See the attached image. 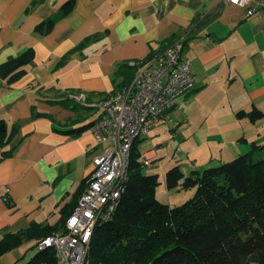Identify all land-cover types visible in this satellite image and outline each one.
<instances>
[{
    "label": "crops",
    "instance_id": "obj_1",
    "mask_svg": "<svg viewBox=\"0 0 264 264\" xmlns=\"http://www.w3.org/2000/svg\"><path fill=\"white\" fill-rule=\"evenodd\" d=\"M65 1L0 0V64L27 47L35 51L23 76L9 86L0 81V119L20 124L11 142L15 151L0 160V239L32 222L59 226L69 217L86 188L93 157L109 145L96 142L89 127L103 115L95 103L121 87L117 65L162 52L176 38L183 39L182 55L190 58L195 80L178 106L208 111L206 127L220 133L192 148L191 170L264 144V117L237 115L255 108L264 113V14L248 16L245 7L225 0H75L62 15ZM50 16V31L36 32ZM80 93L84 102L65 99ZM37 111L45 115L33 117ZM185 117L188 121L186 112ZM161 122L134 143L138 159L150 160L151 168L162 157L152 142ZM88 125L77 135L67 133ZM37 241L24 240L2 254L0 264L29 261Z\"/></svg>",
    "mask_w": 264,
    "mask_h": 264
},
{
    "label": "trees",
    "instance_id": "obj_2",
    "mask_svg": "<svg viewBox=\"0 0 264 264\" xmlns=\"http://www.w3.org/2000/svg\"><path fill=\"white\" fill-rule=\"evenodd\" d=\"M74 3L65 1L60 13L68 14ZM53 24L54 17L50 16L39 22L35 31L47 33ZM34 56V49L27 47L2 62L1 83L9 86L23 76ZM135 71L128 62L117 65L115 75L122 77L121 86L129 84ZM44 115L33 112V117ZM237 115L251 121L264 117L256 108ZM88 127L67 133L77 135ZM19 130V122L8 124L0 119V160L15 151L11 142ZM144 167L133 144L127 187L112 218L94 228L85 264H264V144H253L230 161L193 169L188 175L179 165L170 167L165 172L166 187L193 190L189 198L173 206L157 199L159 176L144 173ZM67 218L59 226L32 222L24 230L3 234L0 256L24 240L39 241L62 230ZM21 264H55L53 251L37 250Z\"/></svg>",
    "mask_w": 264,
    "mask_h": 264
},
{
    "label": "built area",
    "instance_id": "obj_3",
    "mask_svg": "<svg viewBox=\"0 0 264 264\" xmlns=\"http://www.w3.org/2000/svg\"><path fill=\"white\" fill-rule=\"evenodd\" d=\"M225 1L245 7L248 16L264 14V0ZM182 49L183 39L176 38L151 59L129 60L136 68L131 83L95 103L103 115L89 129L96 142L109 141V145L93 157L86 188L64 228L36 243L38 251L52 249L55 264H85L94 228L112 218L127 187L135 140L161 122L164 114L194 88L191 60L182 55ZM70 97L79 103L86 100L83 93ZM142 164L151 166L148 159ZM4 190L3 198L8 200L9 188Z\"/></svg>",
    "mask_w": 264,
    "mask_h": 264
},
{
    "label": "rangeland",
    "instance_id": "obj_4",
    "mask_svg": "<svg viewBox=\"0 0 264 264\" xmlns=\"http://www.w3.org/2000/svg\"><path fill=\"white\" fill-rule=\"evenodd\" d=\"M185 112L189 115L188 121H186ZM206 119L210 121V114L208 111H202L198 105L194 109L177 106L174 110L169 112L166 119L159 124L160 128L152 142L153 145L159 149V153L162 154V157L158 159V164L155 168H143L144 173H154L155 169L156 172H158L160 183L156 187V197L159 201L168 205H177L182 203L185 198L187 199V197L189 198L192 195V189L180 191L168 189L165 185L164 174L177 162L180 163V168L186 175L191 172V164L194 159L192 156H194L195 153L194 151L192 152V148L201 143L205 144L204 142L208 143L205 139L210 134H220L219 131L211 130L206 127V123H204ZM173 134H175L174 143L170 141L173 139ZM176 147H178V152H175ZM207 149L208 144L203 146L201 151H207ZM177 159L180 160L178 161ZM191 190L192 193L191 195L189 194V196L187 192ZM31 250L33 252L35 251L34 248H31L30 251Z\"/></svg>",
    "mask_w": 264,
    "mask_h": 264
}]
</instances>
